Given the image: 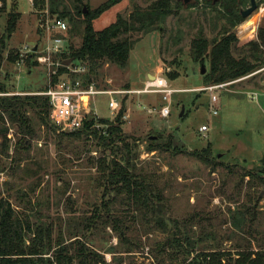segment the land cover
Segmentation results:
<instances>
[{
  "label": "rangeland",
  "instance_id": "obj_1",
  "mask_svg": "<svg viewBox=\"0 0 264 264\" xmlns=\"http://www.w3.org/2000/svg\"><path fill=\"white\" fill-rule=\"evenodd\" d=\"M106 1L56 0V10L66 8L74 16L80 8L94 10ZM155 1L124 0L93 22V28L109 26L118 14L127 19L135 6L145 9ZM255 1L257 9L236 29L247 25L256 36L264 22V0ZM37 2L6 0L5 11L0 13V84L4 86L0 100L41 98L49 75L52 78L50 72L59 71L57 63L66 60L70 47L76 49L81 43L83 25L74 28L63 20L66 32L43 30L40 21L51 16L50 0ZM249 6L247 2L239 9ZM11 11L20 18L8 37L4 32ZM215 16L203 0H191L159 30L130 37L135 45L125 67L104 63L96 69L93 80L99 88L139 90L150 72L176 90L166 101L157 93L145 98L134 93L114 96L125 109L120 129L130 147L132 169L127 174L144 183L138 201L105 182L103 172L111 161L124 163L118 149L122 143L106 146L81 132H60L50 122L46 107H24L29 119L25 130L3 116L0 200L10 204L15 217L28 221L32 228L49 226L54 249L58 243L73 245L72 237L77 235L99 264H178L181 255L170 258L158 248L169 231L177 228H187L191 236L204 239L196 251L234 254L241 248H255L257 240L264 239V186L253 178H264V72L213 91L218 102H211L210 92L203 89L201 65L192 62L189 50L200 30L208 39L217 36L225 22L216 23ZM55 39L62 43L59 53L51 56L53 67L37 62L36 57L46 54ZM9 55L14 62H8ZM204 67L208 72V65ZM108 100V96H97L96 111L99 117L114 120ZM164 106L169 109L167 117L160 113ZM201 126L206 130L201 131ZM208 144L206 158L195 155ZM245 172L253 177L242 179ZM256 198L260 199L257 220L250 231L240 234L231 227V214L241 205H252ZM105 203L108 210L101 208ZM115 223L124 225V231H115ZM25 244H29L28 237Z\"/></svg>",
  "mask_w": 264,
  "mask_h": 264
},
{
  "label": "trees",
  "instance_id": "obj_2",
  "mask_svg": "<svg viewBox=\"0 0 264 264\" xmlns=\"http://www.w3.org/2000/svg\"><path fill=\"white\" fill-rule=\"evenodd\" d=\"M37 4V0H34ZM124 0H107L94 10L78 9L73 16L66 12H57L58 7L56 0H50V13L56 15L58 19L71 23L74 28L78 24L83 25L81 33V43L76 49L70 47L69 54L65 58L72 59L74 62L84 64L88 67L86 79L94 82L96 69L104 63H110L120 68L125 67L128 62L129 54L135 45V41L130 37L133 34H146L154 30H159L166 19L183 8L185 5L180 0H157L145 9L135 6L127 19L122 18L119 14L109 26L97 30L94 24L105 12L112 7L120 4ZM212 11L217 13L215 16L216 23L223 21L225 24L221 27L217 36L208 39L202 33V30L192 39L190 44V59L199 65H208V72L202 77L204 87L231 82L245 77L254 71L264 67V22L258 27L256 36L250 32L248 26L239 27L244 23L240 15V6H244L250 0H203ZM81 3V0H75ZM6 0H0V13L5 11ZM20 18V14L11 11L7 14L5 35L10 37ZM217 26V24H216ZM215 26V27H216ZM3 45V42L0 43ZM12 56H7L8 62H14ZM65 60V61H66ZM63 62V61H62ZM61 62V63H62ZM2 60L0 55V68ZM65 72L64 67H60L56 76H52V82L57 80V76ZM47 88V87H46ZM45 88V90H46ZM4 86L0 84V91ZM44 90V91H45ZM39 100V101H38ZM42 101V102H41ZM41 103V104H38ZM30 104V106H29ZM46 107L49 116V102L46 97L34 98L33 100L21 101L18 96L10 99L3 98L0 100V121L3 116L8 120L19 125V128L29 129L28 118H25L24 107ZM125 115V109L120 106L114 120L100 118L87 119L83 127L75 132L84 133L86 136L93 137L102 142L103 145L112 143H122L119 152L124 163L113 160L110 166L105 170V182L115 187L118 193L122 190L131 193L130 197L138 201L143 195L144 183L137 182L138 179L130 177L127 172L131 168L128 158L130 147L125 143L120 129V124ZM103 125L105 128L96 129L95 124ZM28 131V130H27ZM31 133V131H29ZM74 133V132H70ZM6 130L0 126V137L5 139ZM4 136V137H3ZM210 145L197 153L198 157H207ZM252 178L248 172L242 174V179ZM257 180L258 185L264 186V178L253 177ZM249 199H251L249 197ZM252 205H241L231 214V227L243 234L253 226L257 220L256 208L260 199H254ZM251 201V200H249ZM102 209L108 210L109 204L101 205ZM158 212L153 210L152 213ZM160 225V223H159ZM112 228L115 231L123 232L124 225L115 223ZM123 228V229H122ZM51 228L41 225L32 226L26 220H20L15 217L14 211L7 201L0 200V264H99L98 257L88 252L78 241V236L69 246L56 245V249L51 244ZM171 233V234H170ZM30 234L33 235L30 238ZM258 235V234H257ZM29 238V244L26 245V238ZM76 241V242H75ZM204 239L200 236L193 237L187 228L184 230L177 228V231H169L164 242L158 244L159 251L172 258L174 255L182 256L178 264H264V239L257 240L255 248H241L234 254L222 250H199L196 246L202 243ZM80 244V245H79ZM51 256L45 257L53 250ZM173 255V256H172Z\"/></svg>",
  "mask_w": 264,
  "mask_h": 264
},
{
  "label": "built area",
  "instance_id": "obj_3",
  "mask_svg": "<svg viewBox=\"0 0 264 264\" xmlns=\"http://www.w3.org/2000/svg\"><path fill=\"white\" fill-rule=\"evenodd\" d=\"M28 1L29 3L32 2V0ZM40 27L48 32L50 30H54L57 33H64L67 31L66 23L53 15L48 17V20H45L44 23L40 21ZM53 42L54 44L51 48L50 46L47 48L46 54H40L36 57L37 62L47 67H53L51 56L59 53L62 40L55 39ZM24 49L27 50L26 47ZM57 67H64L65 72L58 75L55 82H52L51 75H49L47 88L43 93H41V95L48 99L50 106V122L58 131L64 133L80 130L87 119L91 118L98 120L101 118L98 116L96 111L95 98L97 96H108V108L111 112H114V115H116L117 111L120 109L119 101L114 99V96L116 95L134 93L146 96L149 93H157L162 95L163 101H166L173 93L176 92V90L168 88L165 79L160 78L158 75H156L153 80H148L142 89L121 91L99 88L95 82L86 79L89 71L88 67L84 64L72 61L67 67L63 66L62 63H57ZM263 72L264 67L238 80L210 85L203 87V89L210 92L211 102L216 104L218 102V98L211 94L213 91L224 89L232 84ZM50 74H52V76H56L57 70L50 72ZM262 85H264V81L262 82ZM160 113L163 117H167L169 115L168 106L162 107ZM213 114L216 115L217 111L214 110ZM94 127L100 130L103 129L104 126L96 123ZM205 130V126H202L201 131Z\"/></svg>",
  "mask_w": 264,
  "mask_h": 264
},
{
  "label": "water",
  "instance_id": "obj_4",
  "mask_svg": "<svg viewBox=\"0 0 264 264\" xmlns=\"http://www.w3.org/2000/svg\"><path fill=\"white\" fill-rule=\"evenodd\" d=\"M180 1H182L184 4H187V3H188L189 1H191V0H180ZM256 9H257L256 1H255V0H250V6H249L247 9L240 11V15H241V17H242L243 19H246V18H248V17H249V16H250V15H251ZM84 12H86V10H84ZM32 51L35 52V51H36V48H34ZM72 61H73L72 59H69V60L63 61V62H62V65L65 66V67H67ZM200 74H201V75H204V74H205V67H204V65H201ZM154 78H155L154 76H151V75L148 76V79H149V80H153ZM183 112H184V109L182 108V109H181V113H180V117L183 116Z\"/></svg>",
  "mask_w": 264,
  "mask_h": 264
},
{
  "label": "crops",
  "instance_id": "obj_5",
  "mask_svg": "<svg viewBox=\"0 0 264 264\" xmlns=\"http://www.w3.org/2000/svg\"><path fill=\"white\" fill-rule=\"evenodd\" d=\"M149 73H150V72L147 73V77L149 76ZM151 76H152V75H151ZM153 76H154V75H153ZM155 76H156V75H155ZM155 76H154V77H155ZM144 84H145V83H144ZM145 97H146V96L144 95L143 98H145ZM201 127H202V126H201ZM209 145H210V144H209ZM262 175L264 176V172L262 173ZM261 203H262V205L264 206V200H263ZM260 211H263V209H260Z\"/></svg>",
  "mask_w": 264,
  "mask_h": 264
}]
</instances>
